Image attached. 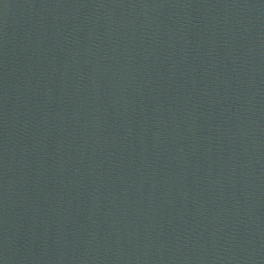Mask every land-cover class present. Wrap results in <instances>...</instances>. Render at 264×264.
I'll return each instance as SVG.
<instances>
[{
	"label": "water",
	"instance_id": "1",
	"mask_svg": "<svg viewBox=\"0 0 264 264\" xmlns=\"http://www.w3.org/2000/svg\"><path fill=\"white\" fill-rule=\"evenodd\" d=\"M0 264H264V0H0Z\"/></svg>",
	"mask_w": 264,
	"mask_h": 264
}]
</instances>
